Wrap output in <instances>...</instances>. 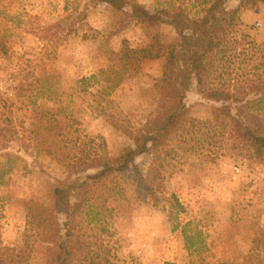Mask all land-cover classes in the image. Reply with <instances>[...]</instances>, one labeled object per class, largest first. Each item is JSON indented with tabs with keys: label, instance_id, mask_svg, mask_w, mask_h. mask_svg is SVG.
Instances as JSON below:
<instances>
[{
	"label": "rangeland",
	"instance_id": "obj_1",
	"mask_svg": "<svg viewBox=\"0 0 264 264\" xmlns=\"http://www.w3.org/2000/svg\"><path fill=\"white\" fill-rule=\"evenodd\" d=\"M135 2L196 19L212 0ZM237 3L225 0L226 8ZM125 11L96 0H0V247L13 249L2 254L4 264L54 263L65 205L53 189L59 180L93 172L73 173L65 154L79 157L98 144L116 155L160 108L164 47L178 35L167 22L148 26ZM236 24L258 49L241 53L243 44H236L234 56L216 61L223 73L214 82L258 99L264 65H252L264 54V4L241 11ZM109 80L114 87L102 96ZM184 104L193 120L157 155L134 160L157 197L145 195L133 172H125L94 196L109 209L106 232L77 217L83 263L188 264L199 259L184 247L181 228L190 221L205 235L204 264H264V159L226 121L213 119L217 103L204 99L194 80ZM248 111L264 123V99ZM173 199L183 208L175 217Z\"/></svg>",
	"mask_w": 264,
	"mask_h": 264
},
{
	"label": "trees",
	"instance_id": "obj_2",
	"mask_svg": "<svg viewBox=\"0 0 264 264\" xmlns=\"http://www.w3.org/2000/svg\"><path fill=\"white\" fill-rule=\"evenodd\" d=\"M110 5L114 10L125 11L126 14L137 23L148 26H157L161 23L171 24L178 35L175 42L164 47V62L159 87L163 91L164 99L158 111L132 135L133 143L125 147L116 155H109L103 147L96 144L92 152L77 157L76 155H64L66 167L73 173L93 170L84 177L76 176L72 181L59 180L54 187V195L57 200L65 205V220L62 223V232H54L53 243L56 254L53 264H92V261L83 263L85 253L80 251L83 243L80 235L75 234L77 217L83 216L87 224H94L97 230L106 232L105 212L108 207L97 206L94 196L98 187L106 181L112 180L116 175L132 171L133 179L143 185L145 195L155 199L156 191L152 189L150 182L146 180L134 160L140 155H157L160 150L175 133L183 129L184 125L193 119L187 117V107L184 104L185 93L189 89L191 80L195 81L198 93L206 100L213 101L217 105L211 106L213 119L226 121L229 129L238 138L244 141L253 153L264 159V123L257 113H250L249 107L258 103L264 96L258 99H243L238 95V90L231 89L225 83H215V78H220L223 73V64L218 66L216 61L234 56L235 45L243 44L241 53L248 48L258 49L248 35L235 29L238 22V14L247 9L264 4V0H238L233 8H226L225 0H212L205 13L196 19L188 18L181 11L173 13L165 10L150 12L135 0H96ZM264 65V54L261 61L252 65L253 69ZM101 72L103 70H100ZM95 74L82 77L83 83L95 78ZM256 78H259L256 77ZM107 80V79H105ZM178 81V85L175 83ZM109 86H101L99 94H108L114 87V81L109 80ZM253 82V81H252ZM255 82V81H254ZM251 104V105H250ZM262 108V107H261ZM103 113L102 108L96 109ZM101 147V148H100ZM59 148V147H58ZM58 149L46 152L52 156L58 155ZM119 193V191H114ZM73 197V202H70ZM173 217L182 206L173 199ZM105 211V212H104ZM172 218V212H169ZM190 221L181 228L184 247L190 257L188 264H204L201 252L206 249L204 233L200 228L191 227ZM12 252L9 247H0V264H4L2 254ZM84 254V255H83ZM107 261V259H106ZM110 264V263H109ZM163 264H175L165 261Z\"/></svg>",
	"mask_w": 264,
	"mask_h": 264
}]
</instances>
